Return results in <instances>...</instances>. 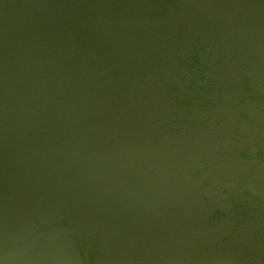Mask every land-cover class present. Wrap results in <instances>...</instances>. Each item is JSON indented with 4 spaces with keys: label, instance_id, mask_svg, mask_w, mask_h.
<instances>
[{
    "label": "water",
    "instance_id": "95a60500",
    "mask_svg": "<svg viewBox=\"0 0 264 264\" xmlns=\"http://www.w3.org/2000/svg\"><path fill=\"white\" fill-rule=\"evenodd\" d=\"M13 1L0 7V264H232L194 221L205 165L169 155L176 125L157 107L173 75L122 31L119 3Z\"/></svg>",
    "mask_w": 264,
    "mask_h": 264
},
{
    "label": "rangeland",
    "instance_id": "374dc122",
    "mask_svg": "<svg viewBox=\"0 0 264 264\" xmlns=\"http://www.w3.org/2000/svg\"><path fill=\"white\" fill-rule=\"evenodd\" d=\"M115 2L122 31L148 40L173 75L157 109L176 125L170 157L205 165L194 221L233 249L232 264H264V0Z\"/></svg>",
    "mask_w": 264,
    "mask_h": 264
}]
</instances>
